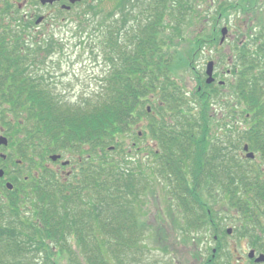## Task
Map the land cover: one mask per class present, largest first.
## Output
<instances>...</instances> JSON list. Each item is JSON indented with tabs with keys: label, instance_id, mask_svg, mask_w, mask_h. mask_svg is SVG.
<instances>
[{
	"label": "trees",
	"instance_id": "16d2710c",
	"mask_svg": "<svg viewBox=\"0 0 264 264\" xmlns=\"http://www.w3.org/2000/svg\"><path fill=\"white\" fill-rule=\"evenodd\" d=\"M204 1L79 2L80 11L74 15L80 29L89 24L97 31L109 69L95 97H81L75 102L58 95L50 83L51 70L41 66L39 69L47 71L45 76L41 70L29 68L46 65L48 56L59 49L53 34L40 31L41 39L31 38L21 51L18 42L26 38L30 24L24 18L19 24L8 23L5 31L10 33L9 38L16 39L7 46L6 73L14 97L10 104L24 120L25 142L40 144L49 153L70 149L82 154L83 162L69 184L57 181L56 188L41 190L35 203L40 227L36 225L31 234L26 229L19 231L17 226L32 220L22 222L19 213H12L7 224L0 214V264H58L53 260L54 253H67V264H113L104 254V249L110 248L118 257L126 253L122 255L125 259L119 257L120 264H129L128 253L142 236L137 202L151 183L158 186L159 177L166 180L169 195L183 209L186 232L208 223L210 217L206 213L209 199L198 192L192 180L208 175L201 174V169H220L195 162L227 159L235 185L252 178L242 171L245 165L237 163L234 155L244 142L264 157V12L252 0L216 1V27L224 16L228 19L227 10L241 13L244 21L243 29L238 25L241 38L232 54L235 78L224 86L231 88V99L223 103L225 116L221 119L223 126L233 128L232 122L239 115L247 123V130L233 133L230 156L225 142L212 139L213 121L216 118L220 125L221 119L210 114V85L199 82L202 88L189 97L174 77L180 65L187 67L179 47L194 22L191 16L202 19L196 11ZM105 3L112 4L109 10ZM216 30L209 36L206 29L198 31L192 40L196 48L209 39L206 42L217 47L218 38L211 39L213 35L218 37ZM20 65L26 68L22 70ZM32 72L34 75H29ZM194 99L197 106H190ZM142 118L148 119L146 127L157 142V148L151 147L154 166L137 160L124 137L137 135ZM242 202L241 197L229 199L232 207H241Z\"/></svg>",
	"mask_w": 264,
	"mask_h": 264
},
{
	"label": "flooded vegetation",
	"instance_id": "af4514ba",
	"mask_svg": "<svg viewBox=\"0 0 264 264\" xmlns=\"http://www.w3.org/2000/svg\"><path fill=\"white\" fill-rule=\"evenodd\" d=\"M16 1L13 2L16 3ZM67 4H69L68 0H57L53 3L42 4L43 7L50 6V9L45 11V13H40V9L34 8L30 0L18 3L17 6L20 9L27 7L28 10L24 12L23 17L30 21H35V24L40 27L41 25L53 24L51 17L59 9L68 10L63 8ZM7 8L8 2L0 3V23L2 15L5 14ZM39 17H42V19L39 23H36ZM230 35L231 33L229 32L228 36ZM9 36H11L10 33L0 30V72H3L2 75L0 74V137L6 138L5 142L0 144V170L3 172L0 175V214L4 215V218L6 217L7 220L5 219V222L8 224L11 221L8 219V216L12 215L11 217L13 218L14 213L20 212L18 211L19 205L24 204V202L28 203L27 212L23 213L22 211V213L18 214V217H20L22 222L26 220H32L33 222L19 224L17 227H19V231L26 229L27 233L31 234V229H36V225L40 227L39 208L35 203L39 200L41 190L48 187L56 188L57 181L67 184L72 182L71 178H73L75 172L79 171L80 165L83 162V155L76 152L78 156L74 160L72 157L67 158L68 153H75L70 149L49 153L40 144L28 145L25 142L23 134L24 120L17 115L14 107L10 104L14 101V97H12L9 91L6 73L8 67L7 46L14 43L16 39L9 38ZM35 36L41 39L43 34L35 33L32 37ZM236 37L237 35L234 38ZM217 38L219 40L217 47L214 44L210 46V43L206 42L207 47L205 44L202 47L196 48L192 52V55L197 58L196 61L203 58L206 61L205 68L202 67V70L195 74V81L198 84V89L202 88L199 82L210 85L211 91L207 93L208 99H211V108H213L210 114L211 116H218L221 119L225 116V112L221 111L226 107L223 103L227 99H231V88L224 86L229 85L228 82L232 80L227 76L233 75L232 65L234 60L233 52H222V45L227 40L221 43V33L218 34V37L213 35L211 39ZM24 41L25 39L23 38L18 42L21 51L24 48ZM206 51H215L218 54L207 55ZM209 61L214 62V80L212 82H207L206 68ZM41 66L44 69L47 68L46 70H51L48 64L32 65L29 68L39 69ZM19 67L23 70L26 68V65H20ZM46 70H41L45 76L48 75ZM30 74L34 75V72ZM50 83L54 86L51 81ZM187 93H190L191 96L193 95V92L187 91ZM151 99L153 100L154 97ZM197 104L198 102L194 105L197 106ZM217 104L220 105L218 112L215 107ZM147 110L151 112L150 105ZM191 114L199 116L198 112H192ZM238 118H240L239 115L236 116V119ZM222 122L224 121L222 120ZM234 122L237 123L238 121L235 120ZM141 124L139 123L137 126L140 127ZM145 125H148V119L145 121ZM232 127L221 126L220 128L211 129L212 139L225 142L229 152L227 155L230 156L233 155L230 143L233 133L247 130L236 127V125ZM141 129L139 128L137 136L130 141L131 148L129 151L133 149L136 151L146 150V156L151 158L150 161H152L151 147L157 145V142L153 141L151 130L147 131L146 129V132H144ZM140 138H143L144 141L146 140L143 145L138 144ZM244 145L245 143L242 149L236 150L234 157L237 159V163L245 165L242 171L249 173V176L252 177L245 183L244 181H237L238 183L235 182L237 183L236 185L233 183L234 181L230 175V160L219 159L218 161H198L194 163L199 164V166L201 164H213V166H219L220 169L218 171L212 168L201 169V174L205 173L208 175H199L192 180L193 182L196 181L198 192L205 199H209L210 201L212 199L216 200L208 203L209 207L206 213L210 216L209 222L199 224L192 230V241L180 240V242H176L177 247L183 246V243H187L191 247L192 264H264V157L261 156V153L249 147V150L254 151L255 157L248 158ZM55 153L61 156L57 159H52V154ZM65 161H67L66 164H64ZM239 197L244 198L241 207L224 206L223 202H221L223 207H218V200L228 201L229 199ZM198 210L203 212L201 208ZM13 228L15 227L13 226ZM35 233L36 237H38L37 230ZM102 238L103 235L101 233L100 242L103 244ZM175 257L177 258L175 259L176 263H178V258L181 257V254L178 252V257L176 255ZM175 257L173 255V259Z\"/></svg>",
	"mask_w": 264,
	"mask_h": 264
},
{
	"label": "rangeland",
	"instance_id": "374dc122",
	"mask_svg": "<svg viewBox=\"0 0 264 264\" xmlns=\"http://www.w3.org/2000/svg\"><path fill=\"white\" fill-rule=\"evenodd\" d=\"M13 1L15 0H0V3L8 2V8L5 11V14L2 15L0 30H5V27H7L9 22L14 24L22 22L21 20L24 12L28 10L27 7L20 9L17 6L18 3H24L25 0H17L16 3ZM206 1L207 0L202 3L198 2L200 5L197 8L196 15H201L203 17L200 20L198 17L196 19V17L191 16L194 22H192L191 27L187 32V40H184L179 47V53L183 55L188 63L187 67L180 65L177 71L174 72V77H176L175 79L178 84L183 87V91L186 89L193 93L198 88V84L195 81V74L201 71L202 67L205 68L206 66L204 58L196 61L197 58L192 55V52L196 49L194 41H192L195 34L200 30L204 31L206 29L205 32L209 36L215 28L219 34L220 30L227 25L230 28L231 35L228 36L227 41L222 45V52L228 51L234 53L233 49L236 47L239 38H241L238 25H241L240 27L242 29L244 28V21L241 19L242 14L229 10L226 11L229 14L228 19L224 16L216 27V25H214L215 19L213 16L218 13L216 11L218 9V3H216V1L218 2V0H211L209 3ZM229 1L235 2V0ZM252 2L257 9L264 12V0H252ZM30 3L34 8L40 9V13H45V11L50 9V6L43 7L39 0H30ZM111 5L112 4L110 3H105L103 6L109 10V6ZM78 11H80V6L77 4L71 11H64L61 15L56 12L55 15L51 17L53 24H47L45 26L41 25L40 27L35 24V21H30L24 18L25 22L30 24V30L28 31V36L25 38L24 43H27L30 40L29 38L35 35V33H40V31L53 34L56 41H58L60 46L59 49L55 50L53 54L51 53L53 55L52 59H50L51 54L48 56L45 64H48L51 67L50 79L52 80V83L54 84L53 87L58 95L60 97H66L72 102L80 100L81 97H95L98 93V89L102 86V79L109 69L107 58H105L102 48L100 47V38L99 35L96 34L97 31H94L92 25L89 24L84 26V29H80L77 15H74ZM29 24L27 25L29 26ZM84 24L85 23H83V25ZM235 35H237L238 38H234ZM206 41L209 40H205L203 45L206 44ZM205 46L207 47V44ZM206 54L217 55L218 52L206 51ZM227 77L233 80L235 75L233 74ZM187 95L191 97L190 93H187ZM194 102L195 99L190 103V106H194ZM148 104L150 105V103ZM215 107L218 112L220 110V105L217 104ZM221 111L224 112L223 110ZM155 117L161 119L160 114H156ZM214 120L213 128H220L223 126L222 120L220 121V125H218L216 118ZM236 120L238 121L237 123L232 122L236 127L245 128L247 126V123L244 122L243 119L238 118ZM145 121H147L146 118L140 120L139 123L142 124L140 127L137 126L138 128L136 132L139 128H142L141 130L144 132H146V129L147 131H150L148 130L149 127H146L147 125L144 126ZM135 136L124 137L128 138V142L130 139L133 140ZM152 139L156 143L154 138ZM145 141L143 138H140L138 144L143 145ZM243 144L244 142L241 145L242 147ZM152 147L157 148V145H153ZM130 152L137 158V160L141 159L145 164L154 166L152 161L155 158H152V161H150L151 158H148L145 154L146 150L142 149L141 151H136L133 149ZM116 155L117 154H115V156ZM67 156V158L72 157L75 160L78 154L76 152H70ZM158 182V186H156L155 183H151L147 192H145L139 202H137L139 213L141 214L139 224L142 228V236L139 241L133 245L130 253H128L130 257L127 261L129 264H192L191 247L188 246L187 243H183V246L177 247L176 242H180V240L192 241L193 231L192 229H190L192 232L185 231L187 225L185 223L183 209L178 206L176 200L169 195L167 191L168 188L166 189L165 185L166 180L163 177H159ZM214 200L215 199L207 201L211 203ZM221 202L224 203V206L232 207L229 200H218V207H223ZM27 205L28 203L26 202L20 204L18 210L20 211L19 213H22V211L23 213L27 212ZM104 238L106 239L105 235ZM75 242L76 241H74V245L79 249L80 246H77V242ZM136 246H139L140 248L137 249ZM178 252L181 254V257L178 258L179 262L176 263L175 259L177 258L175 255L178 257ZM105 253L106 258L113 264H120L122 261L119 257L125 259L122 255L126 254L124 252L122 254L120 251V254L122 255L118 257L117 253H115V251L113 252V248H110L109 251L106 250ZM173 255L175 257L174 259ZM56 259L58 260V264H67V253H54L53 260Z\"/></svg>",
	"mask_w": 264,
	"mask_h": 264
},
{
	"label": "water",
	"instance_id": "95a60500",
	"mask_svg": "<svg viewBox=\"0 0 264 264\" xmlns=\"http://www.w3.org/2000/svg\"><path fill=\"white\" fill-rule=\"evenodd\" d=\"M43 3H46V2H49V3H53L54 1L56 0H41ZM71 3H76V2H79L81 0H69ZM68 8H70V6H67ZM42 17L38 18L37 19V23H39L41 21ZM228 27L227 26H224L221 30L222 32V37H221V43L226 39L227 37V34H228ZM213 70H214V62L213 61H209L208 62V65H207V74H208V78H207V82H212L214 80V77H213ZM6 138L5 137H0V144L5 142ZM244 149L247 151V157L249 158H254L255 157V154L253 151H249V145L248 144H245L244 145ZM58 157H60V155H52V159H57ZM67 161L64 162V164H66ZM2 170H0V175H2Z\"/></svg>",
	"mask_w": 264,
	"mask_h": 264
},
{
	"label": "bare ground",
	"instance_id": "6f19581e",
	"mask_svg": "<svg viewBox=\"0 0 264 264\" xmlns=\"http://www.w3.org/2000/svg\"><path fill=\"white\" fill-rule=\"evenodd\" d=\"M5 226H6V224H5ZM6 227H8V226H6Z\"/></svg>",
	"mask_w": 264,
	"mask_h": 264
}]
</instances>
